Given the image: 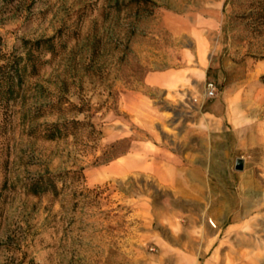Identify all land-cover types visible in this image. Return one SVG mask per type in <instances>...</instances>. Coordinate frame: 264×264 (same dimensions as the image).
<instances>
[{"label": "rangeland", "instance_id": "374dc122", "mask_svg": "<svg viewBox=\"0 0 264 264\" xmlns=\"http://www.w3.org/2000/svg\"><path fill=\"white\" fill-rule=\"evenodd\" d=\"M197 31L205 80L218 91L201 109L196 75L186 104L145 83L152 70L200 65ZM47 37L55 52L41 53L37 71L9 88L14 57ZM4 63L0 264H181L184 250L185 264H209L199 248L176 246L207 237L205 208L186 211L128 157L168 144L181 111L194 105L202 114L213 100L244 160L246 175L233 187L248 197L247 218L218 235L233 244L216 248V264H264V0H0ZM51 128L59 129L53 139ZM39 175L51 176L56 191L29 192Z\"/></svg>", "mask_w": 264, "mask_h": 264}, {"label": "crops", "instance_id": "0c3cea01", "mask_svg": "<svg viewBox=\"0 0 264 264\" xmlns=\"http://www.w3.org/2000/svg\"><path fill=\"white\" fill-rule=\"evenodd\" d=\"M192 33L196 35L197 49L201 52L197 55L200 65L185 63L176 68L152 70L145 77L148 86L164 92V97L183 104L189 102L192 94L189 86L195 79L194 75L197 77L196 85L201 87L209 67L208 63L203 64L202 59L205 51L203 32ZM147 100L151 99L148 97ZM218 103L219 100L208 103L202 114L193 110L194 105L191 109H186L184 105L185 110L178 116L183 118L182 123L168 144L159 147L152 145L151 154H145L143 158H136L132 154L128 157L130 168L133 165L144 168L155 182L171 188L183 200L186 211L192 206L198 210L203 207L205 212L207 210L209 219L215 225L206 224L205 216L200 214L204 210L200 211V222L203 230L207 231V237L178 239L176 246L199 248L200 253H208L209 264H216L217 247L233 244L231 239L218 238L219 233L248 216V209L243 208V200L248 197L238 195L240 190L233 187L246 175L243 170L235 168L239 145L228 144L233 128L226 126V114L219 110ZM124 165L120 167L122 171L127 170ZM233 198L239 200L235 207L231 206ZM227 255L229 251L226 250L222 256ZM188 256L189 252L182 251V255H178V262L185 264Z\"/></svg>", "mask_w": 264, "mask_h": 264}, {"label": "trees", "instance_id": "16d2710c", "mask_svg": "<svg viewBox=\"0 0 264 264\" xmlns=\"http://www.w3.org/2000/svg\"><path fill=\"white\" fill-rule=\"evenodd\" d=\"M137 5L145 3L147 0H134ZM26 51L24 55L14 57L11 62V71L7 72L6 82L9 88L16 82H21L24 76L30 72H36L38 69L37 60L40 62L41 53H54L56 50V44L54 37L40 38L32 42L29 46L25 45ZM34 51H38L39 55H35ZM7 64H0V69L4 68ZM12 89V88H11ZM12 92V90H10ZM59 129L51 128L46 134L48 138L53 139L57 136ZM56 183L51 176L39 175L37 178L31 180L27 184V190L34 194H39L45 191H56Z\"/></svg>", "mask_w": 264, "mask_h": 264}, {"label": "built area", "instance_id": "2783aa9c", "mask_svg": "<svg viewBox=\"0 0 264 264\" xmlns=\"http://www.w3.org/2000/svg\"><path fill=\"white\" fill-rule=\"evenodd\" d=\"M216 83L211 79H206L203 84V89L199 96L194 97L193 101L196 102L198 108H202L204 104L211 98L217 95Z\"/></svg>", "mask_w": 264, "mask_h": 264}, {"label": "water", "instance_id": "95a60500", "mask_svg": "<svg viewBox=\"0 0 264 264\" xmlns=\"http://www.w3.org/2000/svg\"><path fill=\"white\" fill-rule=\"evenodd\" d=\"M244 165V160L242 157H237L235 160V168L237 170H242Z\"/></svg>", "mask_w": 264, "mask_h": 264}]
</instances>
